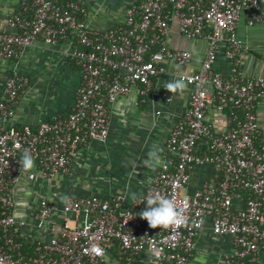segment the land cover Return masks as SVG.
I'll list each match as a JSON object with an SVG mask.
<instances>
[{"label":"built area","instance_id":"built-area-1","mask_svg":"<svg viewBox=\"0 0 264 264\" xmlns=\"http://www.w3.org/2000/svg\"><path fill=\"white\" fill-rule=\"evenodd\" d=\"M84 1L20 0L7 20L8 28L0 30V59H17L39 38L46 43L73 39L71 58L81 73L70 113L36 126L10 122L30 77L16 72L6 79L0 99V118L8 123L0 126V264H106L105 254L112 248L137 255L148 251L149 240L163 250L159 259L151 258L153 264H187L206 219L211 220L215 235L233 237L227 264H253L261 256L264 260V149L255 140L259 132L255 107L264 99V78L240 80L213 69L222 37L231 60L244 45L236 35L243 13L251 25L264 23L259 0H133L125 22L104 31L90 29L80 17ZM176 17L183 34L204 37L210 47L200 70L185 74L192 87L190 106L171 131L166 147L170 159L143 195L151 189L175 197L178 203L187 200L189 226L175 234L151 228L139 216L146 202H132L125 209L117 199L69 195L70 203L59 209L39 199L34 216L48 237L25 242L21 228L27 222L14 214L23 150L31 151L43 178L53 179L68 169L80 147L105 140L110 106L118 96L137 86L142 95L151 93L154 79L164 70L158 59L178 64L191 59L190 51L167 45ZM163 96L169 100L166 90ZM210 108L227 113L226 131L216 132L206 120ZM202 140L208 151L199 154L196 149ZM207 162L217 171L215 183L193 194L182 193L194 165ZM28 177L34 179L35 174ZM244 193L246 199L236 208L235 200ZM57 211L62 213L61 223H53ZM85 213L91 215L77 226L69 225L70 216L79 219Z\"/></svg>","mask_w":264,"mask_h":264},{"label":"crops","instance_id":"crops-1","mask_svg":"<svg viewBox=\"0 0 264 264\" xmlns=\"http://www.w3.org/2000/svg\"><path fill=\"white\" fill-rule=\"evenodd\" d=\"M133 0H85L83 18L92 30H107L126 20L127 10ZM264 11V0H259ZM20 6V0H0V30L7 29L8 18ZM236 35L244 45L237 51L236 59L228 56V45L225 37L218 43L217 59L213 65L216 73L240 80L264 78V23L249 24L243 13L238 21ZM225 36V35H223ZM167 45L179 50H188L191 59L179 64L185 74H194L200 70L209 51V42L204 37L192 39L181 32L179 18L171 21V28L166 37ZM74 40L61 39L54 43H46L42 39L35 40L17 59H0V99L5 94V83L13 73L27 74L30 85L21 96L11 123L17 126H36L55 117L66 116L72 110L78 89L81 84L79 67L71 58ZM164 70L153 81L151 93L142 95L141 86L134 87L128 94L120 95L110 106L109 134L105 140H95L89 146H82L72 159L68 169L45 179L35 161L30 173L22 174L21 180L14 189L17 219L27 223L21 228L25 242L48 236L44 229L37 227L35 212L39 199L49 200L58 209L62 206V195L99 196L105 199H117L123 208H130L132 195H143L156 177L161 165L170 159L166 147L171 131L178 119L190 106L192 87L187 84L183 94L172 96L163 88L166 81L176 79L174 65L177 62L167 58L158 59ZM169 94V100L163 96ZM255 113L259 120V132L255 140L264 149V99L260 100ZM216 132L226 131L227 113L210 108L206 114ZM8 123L0 118V126ZM156 144L162 149L159 153L162 163L155 170L146 168L143 160L147 152ZM196 151L204 154L208 151L205 140L198 143ZM136 162V172L133 163ZM35 174L29 179L28 174ZM217 171L213 163L194 165L190 181L183 187L182 193L193 194L207 184L215 183ZM55 193V194H54ZM246 199H236V208ZM79 219L70 216L68 223L74 227L86 216ZM62 213L53 214V223L62 222ZM233 237L215 235L212 222L206 219L203 228L195 238V248L187 264H227L226 255L233 250ZM106 264H153L148 251L137 255L120 253L117 247L105 254ZM264 264L262 256L259 262Z\"/></svg>","mask_w":264,"mask_h":264},{"label":"clouds","instance_id":"clouds-1","mask_svg":"<svg viewBox=\"0 0 264 264\" xmlns=\"http://www.w3.org/2000/svg\"><path fill=\"white\" fill-rule=\"evenodd\" d=\"M174 72L176 79L166 81L163 88L172 93L182 95L184 90L187 88L185 82V71L181 65H174ZM162 149L158 145L154 144L147 152V159L143 160V165L146 168L155 170V168L162 163L159 153ZM19 163L21 165L22 174L30 173L35 167V158L31 151L24 149ZM137 164L133 163V172L136 171ZM21 174V175H22ZM61 202L65 205L70 203V197L62 195L60 197ZM132 201L134 204H143L146 202V207L139 213L140 218L146 220L149 226L153 229L160 228L164 231H169L172 234L178 232L181 228L189 226V219L185 215L186 209L188 208L187 200L177 202V199L173 196L165 195L158 190H149L146 195H132ZM92 251L99 254L97 246H93ZM163 250L157 247L149 240L148 255L150 258L154 257L159 259L162 256Z\"/></svg>","mask_w":264,"mask_h":264},{"label":"trees","instance_id":"trees-1","mask_svg":"<svg viewBox=\"0 0 264 264\" xmlns=\"http://www.w3.org/2000/svg\"><path fill=\"white\" fill-rule=\"evenodd\" d=\"M80 17L82 18V14L80 15ZM147 58H148V56H147ZM245 194V196L247 195L246 193H244Z\"/></svg>","mask_w":264,"mask_h":264}]
</instances>
